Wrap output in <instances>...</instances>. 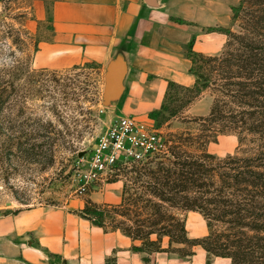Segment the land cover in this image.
I'll list each match as a JSON object with an SVG mask.
<instances>
[{"label": "trees", "instance_id": "1", "mask_svg": "<svg viewBox=\"0 0 264 264\" xmlns=\"http://www.w3.org/2000/svg\"><path fill=\"white\" fill-rule=\"evenodd\" d=\"M232 21L221 53L196 54L195 60L190 51L193 65H200L191 69L195 84L171 83L161 107L173 114L176 107L188 108L210 92L214 100L209 115L184 118L197 124V131L169 134L164 148L145 163L120 167L112 180L124 182L119 204L87 199L79 213L105 233L121 232L140 242L133 246L135 252L186 258L200 246L207 264L215 258L264 264V0H242ZM173 89L184 91L181 98L174 94L176 106L168 99ZM6 92L0 85L1 153L28 146L21 136L5 132ZM226 134L237 135L240 150H245L220 159L207 147ZM191 211L207 223L208 234L201 239L189 238L183 216Z\"/></svg>", "mask_w": 264, "mask_h": 264}, {"label": "crops", "instance_id": "2", "mask_svg": "<svg viewBox=\"0 0 264 264\" xmlns=\"http://www.w3.org/2000/svg\"><path fill=\"white\" fill-rule=\"evenodd\" d=\"M152 3L154 6L147 0H55L47 8L43 1H34L23 25L26 33L38 34L40 23L46 20L52 26L51 39L39 42L34 66L65 71L82 62H94L104 73L122 54L128 72L118 103L124 101L123 114L144 121L160 109L170 82L195 84L188 48L216 55L219 44H226L222 34L203 33V11L194 0L190 4L186 0ZM218 8V4H206L205 26L218 24ZM122 193L123 181H116L88 197L99 204H118ZM84 205L80 201L76 209ZM140 245L121 232L105 233L64 208L34 207L0 216V264H44L49 255L67 264H107L113 254L116 264H146V255L132 249ZM216 260L231 264L229 259Z\"/></svg>", "mask_w": 264, "mask_h": 264}, {"label": "rangeland", "instance_id": "3", "mask_svg": "<svg viewBox=\"0 0 264 264\" xmlns=\"http://www.w3.org/2000/svg\"><path fill=\"white\" fill-rule=\"evenodd\" d=\"M34 1L37 0H0V85L7 89L4 117L8 124L5 132L9 136H21L22 141L28 145L22 151L14 147L0 152V216L42 207L64 208L65 211L82 218L79 213L85 205L77 210L78 204L80 201H85L86 204V200L90 199L88 195L98 192L103 186L90 188L81 197L77 192L79 172L87 169V162L99 138L115 121L126 116L122 113L124 101L113 105L117 107L103 105L104 73L102 67L94 62H82L65 71L34 66L35 43L49 41L52 35L49 20L40 23L38 34L29 36L26 33L23 25L33 9ZM41 1L49 8L55 0ZM241 1L194 0L203 11V33L222 34L226 37V42L225 31L233 24V9ZM191 2L192 0H186V4ZM206 4L219 6L218 24L212 27L204 25L208 21ZM224 44H219L217 54L221 53ZM190 51L194 53L188 48L189 58ZM196 54L198 53L191 54L195 60ZM196 64L192 66L194 70L200 66ZM192 76L197 79L193 73ZM171 83L175 82L169 83L166 95L170 91ZM174 94L181 98L184 91L171 90L169 104H176L173 101ZM210 94L206 92L188 108L176 107L173 114L161 110L166 102L165 95L160 109L151 112L142 122L158 131L164 148L169 134L197 131V124L186 123L184 118L190 120L208 116L214 100ZM159 111H162L160 115ZM30 144L35 151H29L32 148ZM239 146L237 135L226 134L221 135L207 148L210 154L224 159L230 155L241 154L245 147L240 150ZM183 217L189 238L201 239L208 234L207 223L200 213L186 212ZM167 245L168 240L165 239L163 247L166 248ZM193 251L194 255L186 258L166 252L152 255L144 252V262L207 264V253L200 246ZM114 255L107 260V264H116ZM48 258L44 264H67L50 255ZM209 264H220V261L215 258Z\"/></svg>", "mask_w": 264, "mask_h": 264}, {"label": "built area", "instance_id": "4", "mask_svg": "<svg viewBox=\"0 0 264 264\" xmlns=\"http://www.w3.org/2000/svg\"><path fill=\"white\" fill-rule=\"evenodd\" d=\"M158 131L132 116L120 117L100 138L92 150L87 169L79 172L78 194L112 182L120 167L145 163L162 149Z\"/></svg>", "mask_w": 264, "mask_h": 264}, {"label": "water", "instance_id": "5", "mask_svg": "<svg viewBox=\"0 0 264 264\" xmlns=\"http://www.w3.org/2000/svg\"><path fill=\"white\" fill-rule=\"evenodd\" d=\"M154 6L152 0H147ZM128 72L127 63L122 54H118L106 67L104 72L103 105L110 107L118 103L124 93V82Z\"/></svg>", "mask_w": 264, "mask_h": 264}]
</instances>
